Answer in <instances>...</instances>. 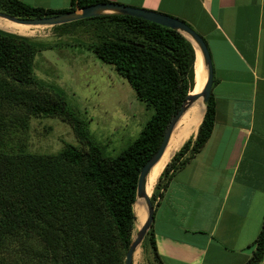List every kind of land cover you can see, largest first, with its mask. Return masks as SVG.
I'll return each instance as SVG.
<instances>
[{"label":"trees","instance_id":"trees-1","mask_svg":"<svg viewBox=\"0 0 264 264\" xmlns=\"http://www.w3.org/2000/svg\"><path fill=\"white\" fill-rule=\"evenodd\" d=\"M104 3L69 0L67 9L52 10L19 0H0V13L38 19ZM83 21L104 26L93 53L128 82L137 100L151 108L153 115L131 145L114 158H104L84 120L67 106L61 94L53 99L31 90L38 84L33 65L39 45L0 30V123L6 108L15 106L33 117H59L73 127L86 148L67 145L55 155L7 153L2 150L0 136V247L8 238L20 240L22 245L41 239L54 264H123L132 242L139 173L192 92L195 49L178 31L126 15H102L58 27ZM215 120L216 104L210 94L196 135L187 140L192 132L182 139L157 177L150 199L153 206L174 175L205 146ZM143 242L151 250L152 263L163 264L151 228ZM252 247L245 264H261L264 217Z\"/></svg>","mask_w":264,"mask_h":264},{"label":"crops","instance_id":"crops-1","mask_svg":"<svg viewBox=\"0 0 264 264\" xmlns=\"http://www.w3.org/2000/svg\"><path fill=\"white\" fill-rule=\"evenodd\" d=\"M19 1L69 7V0ZM104 1L185 22L211 56L212 134L154 205L150 228L162 263L245 264L264 217V0Z\"/></svg>","mask_w":264,"mask_h":264},{"label":"rangeland","instance_id":"rangeland-1","mask_svg":"<svg viewBox=\"0 0 264 264\" xmlns=\"http://www.w3.org/2000/svg\"><path fill=\"white\" fill-rule=\"evenodd\" d=\"M25 26L28 27L25 32L14 34L39 45L33 65L38 84L31 90L53 99L61 94L67 106L84 120L104 158L116 157L139 136L153 110L138 101L128 82L93 53V47L103 37L100 28L104 26L92 21L62 27ZM198 102L203 104L202 98L195 103ZM1 121L2 150L7 153L55 155L67 145L86 150L73 127L59 117H33L15 106L6 108ZM199 124L184 138L195 132ZM152 194L153 190L150 199ZM140 228L133 227L132 240ZM143 241L134 252L133 264H153L151 250ZM52 258L46 242L41 239L34 240L33 245L26 242L22 245L20 240L8 238L0 247V264H54Z\"/></svg>","mask_w":264,"mask_h":264},{"label":"water","instance_id":"water-1","mask_svg":"<svg viewBox=\"0 0 264 264\" xmlns=\"http://www.w3.org/2000/svg\"><path fill=\"white\" fill-rule=\"evenodd\" d=\"M109 14L126 15V16L140 18V19L149 21L151 23H155L157 25L178 31L186 39L190 37V39H192L193 42L197 44L201 52V56L203 59L204 66L206 68V75H207L206 83L199 93L197 94L192 93L194 88L196 87V84L193 86L192 92L187 95L186 100L181 106L180 110L171 118L170 123L168 124L165 130L162 142L158 150L147 161V163L143 166V168L141 169L139 173L138 180H137V186H136V197H135L134 205L137 203H143L146 209L147 217H146L145 223L141 226L140 230L138 231L136 238L132 240L129 246V249L126 253L125 264H133L134 252L144 240L153 222L154 206L151 203L150 196H148L147 194L148 178L153 168L155 167V165L159 162V160L163 156L165 149L169 143L172 132L178 120L181 118V116L184 114L187 108L191 104L195 103L200 98H202L203 104L206 107L209 96L211 94V89L213 85V67H212V62H211V56H210V53H209V50L207 48L205 41L202 39L200 35H198L185 22H182L176 18H172V17L166 16L163 14L152 12V11L136 9V8L123 6L119 4H112V3L96 4V5L88 6L82 9L77 7L75 8L74 11L61 14V15L52 16V17H46V18L20 19V18H15L9 15L3 14V13H0V18L11 21V22L19 23V24H24V25L54 27V26H59V25H64V24L80 21L83 19H90V18H95L98 16L109 15ZM195 53H196V50H195ZM195 64H196V57H195L194 65ZM194 83H196V73L195 72H194ZM140 205L142 206V204ZM135 220H136V217L134 216V221ZM262 264H264V256H263Z\"/></svg>","mask_w":264,"mask_h":264},{"label":"bare ground","instance_id":"bare-ground-1","mask_svg":"<svg viewBox=\"0 0 264 264\" xmlns=\"http://www.w3.org/2000/svg\"><path fill=\"white\" fill-rule=\"evenodd\" d=\"M27 28L28 27L25 26L24 24L22 25L19 23L11 22L0 18V30H3L5 32L11 34L14 33L21 34L25 32ZM188 39L191 41V43L193 44L196 50V64L194 65V72L196 73V83H194V85L196 84V87L194 88L192 93L197 94L202 90L203 86L206 83V79H207L206 68L204 66L201 52L197 44H195L193 40L190 39V37H188ZM193 104H191L188 107L189 109L187 108L188 110L184 112V114L178 120L163 156L161 157L159 162L155 165L148 178V183H147L148 196H150V194L152 193L158 175L160 174L161 170L164 168L169 158L174 153L175 149L177 148L181 140L194 126H197L199 124V122L203 117L204 104L199 102L195 103L194 105ZM140 204H142V206ZM134 214H135L134 216L136 217V220L134 221V227L142 226L145 223L147 217L146 209L143 203H137L134 205Z\"/></svg>","mask_w":264,"mask_h":264}]
</instances>
